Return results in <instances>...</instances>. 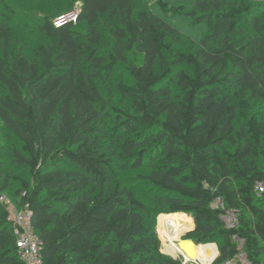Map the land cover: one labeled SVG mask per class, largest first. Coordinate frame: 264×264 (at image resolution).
Segmentation results:
<instances>
[{
	"label": "trees",
	"instance_id": "obj_1",
	"mask_svg": "<svg viewBox=\"0 0 264 264\" xmlns=\"http://www.w3.org/2000/svg\"><path fill=\"white\" fill-rule=\"evenodd\" d=\"M156 2L205 24L201 40L144 0H0V195L30 211L42 264H182L161 252L167 214L217 245L211 264L236 256L234 236L264 264V0ZM21 19L41 40L29 53ZM8 217L0 203V264H23Z\"/></svg>",
	"mask_w": 264,
	"mask_h": 264
},
{
	"label": "built area",
	"instance_id": "obj_2",
	"mask_svg": "<svg viewBox=\"0 0 264 264\" xmlns=\"http://www.w3.org/2000/svg\"><path fill=\"white\" fill-rule=\"evenodd\" d=\"M79 13L80 9L77 7L70 12L58 15L53 20L54 27L60 28L65 24H75ZM254 192L256 197H261L264 194V185L262 183H256ZM0 203L7 206L9 212L8 220L13 234L16 237L15 245L19 260L23 264H42L39 255V240L32 229L31 213L28 208L17 210L2 195H0ZM212 208L222 211L220 218L226 229H232L238 226L237 212L233 209H226L220 199H217L212 204ZM233 239L237 244V254L233 259L226 261L224 264H250L244 251V239L237 236H234ZM182 264L184 263L182 262Z\"/></svg>",
	"mask_w": 264,
	"mask_h": 264
},
{
	"label": "rangeland",
	"instance_id": "obj_3",
	"mask_svg": "<svg viewBox=\"0 0 264 264\" xmlns=\"http://www.w3.org/2000/svg\"><path fill=\"white\" fill-rule=\"evenodd\" d=\"M145 2L150 4L151 11L160 17L162 20H164L167 24H169L172 28L180 32L182 35L190 38L194 42L198 43L203 34L206 32V25L205 24H193L192 20L185 16L184 14H172V13H165L161 10V8L157 4V0H144ZM164 3L168 4L169 6L177 7V6H183L187 9L191 8L194 5V0H162ZM15 3L18 5V2L15 1ZM79 7V4L75 3L72 9ZM34 23L32 21H25V19L14 21L13 26V37L18 41V44L24 45L25 50L27 53H29L30 49L36 44L37 42H40L39 35H29L27 34V31L31 28H33ZM184 49V48H182ZM118 73V72H117ZM4 139V136L0 129V140ZM126 175L131 176V173H126ZM147 189L140 188V191L145 192ZM190 218L189 216H187ZM191 219V218H190ZM158 218L156 219V232L157 235L161 241V252L162 254L169 256L170 254L164 252V242L160 238L159 232H158ZM194 230V224L192 229H189L188 231ZM184 232L182 235H180L181 238H184L186 236L187 232ZM179 237V238H180ZM208 245V244H206ZM205 244H199L198 246H206ZM216 246V244H213ZM218 250V248H217ZM171 257V256H169ZM178 258H181L180 256ZM186 264H200L198 261L189 262Z\"/></svg>",
	"mask_w": 264,
	"mask_h": 264
},
{
	"label": "bare ground",
	"instance_id": "obj_4",
	"mask_svg": "<svg viewBox=\"0 0 264 264\" xmlns=\"http://www.w3.org/2000/svg\"><path fill=\"white\" fill-rule=\"evenodd\" d=\"M193 221L187 215L167 214L158 217L157 229L160 238L164 242V252L175 255V243L180 235L192 229ZM195 253L196 260L200 264H211L217 255L215 245L196 246L192 248Z\"/></svg>",
	"mask_w": 264,
	"mask_h": 264
},
{
	"label": "water",
	"instance_id": "obj_5",
	"mask_svg": "<svg viewBox=\"0 0 264 264\" xmlns=\"http://www.w3.org/2000/svg\"><path fill=\"white\" fill-rule=\"evenodd\" d=\"M189 232L190 231H188L187 233H189ZM181 237L178 240L174 241V243H175V247H174L175 248V255H169V256H171L172 259H177L180 256L182 259V262L184 264L187 262H194L196 260V257H195V253L192 251V248L196 247L198 245H196L190 239H184ZM208 245H210V244H208ZM217 256H218V250H217V255L214 258V260L217 258Z\"/></svg>",
	"mask_w": 264,
	"mask_h": 264
}]
</instances>
